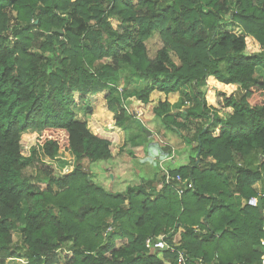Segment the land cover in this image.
Here are the masks:
<instances>
[{"label": "trees", "instance_id": "obj_1", "mask_svg": "<svg viewBox=\"0 0 264 264\" xmlns=\"http://www.w3.org/2000/svg\"><path fill=\"white\" fill-rule=\"evenodd\" d=\"M230 24L261 51L246 54L245 36L222 30ZM153 38L160 47L151 53ZM257 68L264 70V0H0V264H178L179 252L186 264H260L264 79ZM103 91L112 127L127 131L135 122L142 132L128 98L148 104L154 91L180 94L177 105L159 102L154 111L195 153L165 171L191 189L179 195L165 173L159 188L142 180L114 192L93 182L91 165L112 159L111 143L74 109L77 98ZM29 130L40 131L43 155L73 154V174L54 176L37 148L23 156L21 133ZM29 168L45 176V189ZM259 196L261 210L246 204ZM160 235L169 249L146 247Z\"/></svg>", "mask_w": 264, "mask_h": 264}, {"label": "rangeland", "instance_id": "obj_2", "mask_svg": "<svg viewBox=\"0 0 264 264\" xmlns=\"http://www.w3.org/2000/svg\"><path fill=\"white\" fill-rule=\"evenodd\" d=\"M10 18L12 19V14L9 13ZM111 24L114 28H118V23L115 20H111ZM223 31H228L236 35L245 36L242 30L234 24L227 25L222 29ZM246 39V54L258 53L261 51V48L256 40L249 36H245ZM160 47L158 39L153 38L150 40L149 48L150 52L153 53L156 49ZM256 75L264 79V70L261 68L256 69ZM123 84V82H122ZM119 85L120 92H126L124 86ZM144 85V84H143ZM132 85H129L128 88L132 90ZM142 85H136L138 88ZM107 91L100 92L96 95L89 96L90 98H85L84 100H78L77 106L74 109L76 114V119L82 122H86L90 131L94 134L107 136L110 140H118L114 133L117 132L116 127H112L113 121L110 119L111 112L106 109L105 96ZM77 96V95H76ZM78 97V96H77ZM130 99V98H128ZM178 104V103H177ZM176 104V105H177ZM175 106V105H174ZM131 108V107H130ZM133 108V106H132ZM172 109V108H171ZM176 113L177 109L174 107L172 109ZM154 112V113H153ZM152 113L154 116H151L149 121L145 118V115H140L137 117V122L141 123L146 132H142L135 122L131 124V127L127 131H123L120 138H123L124 145L121 153L116 155L114 148H117L119 143L115 144L116 147H111L112 150V159L108 162H99L91 165V176L93 182L97 185L102 186L107 191L111 190L114 192H124L127 187L132 185L139 184L142 180L151 181L152 185L158 186V179L164 173L163 169L167 170H176L182 166L188 164L189 159L195 156V153L190 151L189 145L185 144L183 139L175 132L170 129V127L162 121L161 117H156L155 111ZM131 114V113H129ZM220 116L226 115L223 111L219 112ZM171 133L174 141H169L166 139V134ZM39 130H29L21 133L20 146L23 156H30L31 150L39 147L37 145L36 139L39 136ZM136 134L145 135L148 140L139 139L134 140L132 143L127 140L128 136H134ZM96 135V134H95ZM96 135V136H98ZM153 135V136H152ZM100 137V136H98ZM162 141V144H165L162 149H169V153H173L171 160H167L168 156L161 154L160 149L156 147L154 155H147V147L153 143ZM112 143V142H110ZM114 143V142H113ZM137 144V145H135ZM160 145V143H159ZM114 146V145H111ZM170 146V147H169ZM161 148V147H160ZM40 152V159L53 171L54 176H68L73 174L75 168V156L70 152L64 150H59L54 157H47ZM160 153V155H159ZM261 162V161H260ZM240 166L241 162H237ZM26 175L32 180L39 179L38 184L45 189V176L40 173L37 169L29 168L26 171ZM254 189L258 192L261 189V184L256 183ZM258 193H261L258 192ZM264 196V192L261 193ZM243 200V199H242ZM244 203V200H243ZM25 206L24 204L22 205ZM198 230V229H197ZM14 240L19 238V234L13 233ZM160 235L159 237H162ZM173 242H178V235H175ZM121 243V242H120ZM159 257L162 258L160 254ZM170 260L164 259L165 264H170ZM9 264H22L20 261H9ZM61 264H64L61 262Z\"/></svg>", "mask_w": 264, "mask_h": 264}, {"label": "crops", "instance_id": "obj_3", "mask_svg": "<svg viewBox=\"0 0 264 264\" xmlns=\"http://www.w3.org/2000/svg\"><path fill=\"white\" fill-rule=\"evenodd\" d=\"M133 2H136V0H133ZM180 100V94L179 93H175V94H169V95H165L164 93H160V92H157V91H154L151 93L150 97H149V103L148 104H142L140 101H137L133 98H130L126 101V104H125V107L127 109V111L129 113H131V115H133L136 119L138 116L140 115H145V118L149 121L150 117L151 116H154V108L157 106V104L159 102H168L170 105L174 106L176 105ZM106 103V102H105ZM133 106V108H132ZM131 107V108H130ZM106 109H107V106H106ZM108 110V109H107ZM153 112V113H152ZM111 117L110 119H112L113 115L112 113L110 114ZM113 121V119H112ZM117 132L114 133L117 137L118 140L114 139V140H110V138H108L107 136H103V135H98L97 133H94L98 136H100L101 138H104V139H107L109 140L111 143V145H114V146H111V147H116L117 143H119L118 147L117 148H114L115 150V153L113 154H117L119 152V150L121 149V147L124 145L123 143V138H120L121 134H123V131L120 130V129H117ZM153 136V135H152ZM166 139L169 140V141H174V138L172 137L171 133H167L166 134ZM114 142V143H113ZM162 141L159 140V142L153 144L151 143L148 147H147V155L151 154V155H154L155 154V149L156 147L160 149V152L161 154L165 155V156H170L167 158V160H171L170 158L172 157L173 153H169L170 151L168 149H162V147H164L165 144H162L161 143ZM160 143V145H159ZM161 147V148H160ZM170 147V146H169ZM155 148V149H154ZM160 155V153H159ZM164 170V173L165 171H167V169H163ZM163 173V175H164ZM259 191V190H258Z\"/></svg>", "mask_w": 264, "mask_h": 264}, {"label": "built area", "instance_id": "obj_4", "mask_svg": "<svg viewBox=\"0 0 264 264\" xmlns=\"http://www.w3.org/2000/svg\"><path fill=\"white\" fill-rule=\"evenodd\" d=\"M165 183L166 184H172L173 189L175 192H177L179 195H181L186 189H191L192 184L191 182H186L184 179H182L180 176H176L175 180L172 181L170 177L168 176L167 172L165 173ZM246 204L250 207H258V200L256 197H252L249 200L246 201ZM145 245L147 248L150 249H158V250H166L169 249L168 244L165 241L164 236L158 237L155 240L153 238H147L145 241ZM260 245L264 247V241L261 240ZM20 261L22 264H26L23 260H17ZM187 258L182 254L178 253L177 256V263L178 264H186ZM260 264H264V257L261 259Z\"/></svg>", "mask_w": 264, "mask_h": 264}, {"label": "water", "instance_id": "obj_5", "mask_svg": "<svg viewBox=\"0 0 264 264\" xmlns=\"http://www.w3.org/2000/svg\"><path fill=\"white\" fill-rule=\"evenodd\" d=\"M52 32H59V33H61V30L53 29ZM48 38L50 40V34L48 35ZM196 146H197V144L194 145V147H196ZM257 200H258V209L261 210V208H262L261 197H258Z\"/></svg>", "mask_w": 264, "mask_h": 264}, {"label": "clouds", "instance_id": "obj_6", "mask_svg": "<svg viewBox=\"0 0 264 264\" xmlns=\"http://www.w3.org/2000/svg\"><path fill=\"white\" fill-rule=\"evenodd\" d=\"M259 197H261V196H259ZM256 198H258V197H256Z\"/></svg>", "mask_w": 264, "mask_h": 264}]
</instances>
